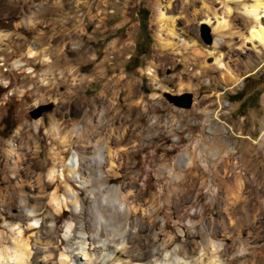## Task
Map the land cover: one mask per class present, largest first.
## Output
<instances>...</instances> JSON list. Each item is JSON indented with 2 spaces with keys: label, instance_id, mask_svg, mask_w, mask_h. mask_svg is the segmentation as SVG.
<instances>
[{
  "label": "rangeland",
  "instance_id": "obj_1",
  "mask_svg": "<svg viewBox=\"0 0 264 264\" xmlns=\"http://www.w3.org/2000/svg\"><path fill=\"white\" fill-rule=\"evenodd\" d=\"M243 4H230L228 14L224 0H0V33L7 35L0 42V214L10 213L0 219L2 250L13 245L11 216L22 213L27 198L31 220L19 224L30 238L28 264H65L60 254L67 264L90 261L69 240L77 234L69 228L76 206L68 202L51 219L50 195L57 188L63 196L65 185L46 173L59 162L55 151L63 156L55 166L61 170L75 151L96 146L118 153L114 172L103 164L109 186L139 200L136 215L156 224L149 264L203 259L177 253L201 243L202 225L188 222L196 210L205 224L220 225L225 250L246 252L240 262L264 256V54L258 43H245L253 22L241 13ZM207 18L226 20L220 34L206 24L220 41L212 54L200 34ZM160 34L174 49L161 46ZM29 46L36 57L25 54ZM219 54L239 84L221 78L225 70L213 64ZM184 93L193 97L188 110L167 99ZM181 154L191 160L187 169L177 164ZM178 206L186 214L181 222L169 216ZM33 221L38 227L26 230ZM46 232L54 244L36 245L39 236L47 242ZM169 238L176 240L165 247Z\"/></svg>",
  "mask_w": 264,
  "mask_h": 264
},
{
  "label": "bare ground",
  "instance_id": "obj_2",
  "mask_svg": "<svg viewBox=\"0 0 264 264\" xmlns=\"http://www.w3.org/2000/svg\"><path fill=\"white\" fill-rule=\"evenodd\" d=\"M243 1L245 0H224L228 14L232 12L231 7L229 6L230 4H243ZM241 13L253 22L252 28L249 29L246 36H244V39L247 40L245 43H258L262 50L258 49L257 53L263 55L264 0H251L250 3H244L241 8ZM166 20H168L166 13L162 10L159 11L158 22L161 26L165 25L167 22ZM203 22L208 26H211L213 32L216 34H220L226 30L225 18H216L214 21H212L211 18H207L204 19ZM6 39L7 35L0 33V42L5 41ZM158 42L165 49H174L175 43L170 41L168 37L164 38L160 34ZM219 45L220 41L218 38L215 40L213 39V43L211 45L212 48H207L205 53H216L215 49L218 48ZM186 46L190 45L187 44ZM25 54L28 58H34L38 55V51L36 47L29 46L26 49ZM221 58V54H219L215 57V61L213 62L218 69L225 70V73L221 74V78L224 80L226 75H228L231 77V80H234L237 84H239L241 78L228 70L226 65L222 63ZM14 65L15 67L23 66V64L18 62ZM50 130L57 138H61L57 132V128L55 129V125H52ZM80 130L81 127L75 128L73 131L74 136H79ZM18 131L19 129L16 133H18ZM61 139V144H65L67 142L66 137ZM54 154L55 158L58 159L59 162H54L53 167L47 171L46 177L51 183H56L57 178L62 180L65 185V194L60 197L58 194L59 190L56 188L50 195L49 204L53 208L54 213V215L50 214L52 216L51 219L56 220L55 216L60 212H63L64 209H67L66 204L68 202L76 206L75 210H77V212H75L69 228L77 230V234L69 237V240H76L78 241L76 244H81L79 247L82 249V255L85 258L90 259L87 264H96V262L100 264H107L106 261L109 260L107 259L108 257L110 258L109 262L112 264H116L118 262H121V264H149L147 261L151 253L149 234L151 229L154 228L156 224L150 220L151 217H148L150 222H148V225L146 226L143 216L136 215L139 200L137 201L131 196L128 197V194L121 193L120 189L117 187L109 186L106 182L107 177L104 176L103 164L108 161L109 170L113 171V168L116 166L115 159L117 158L118 153L111 150L109 147L104 150L103 148L96 146L95 148L93 146L92 150L88 149L79 152L75 151L71 155L69 161L63 164L61 170L56 169L55 166H57L58 163L64 162L63 156H61L60 152L56 151ZM105 154H107L108 159H106L107 157ZM187 157L188 156L185 154H181L177 160V164L184 169L189 168L191 165V160H189V158L187 159ZM168 172L170 173L171 169H168ZM71 182L76 183L80 189L85 190L86 195L81 198L79 192L74 188L75 186H72ZM49 186L50 185L46 184L44 189H47ZM175 186L176 185L170 189H175ZM173 191L174 190H172V192ZM172 195H174V193ZM28 201L29 200L27 198L22 199V213L16 216H11L14 222L9 225V227L13 233V245L6 247L4 250L0 248V264H28V260L32 255L29 240L30 238H25V230L21 229L19 224L21 221L31 220L28 219V217L31 215L33 209H29ZM167 202L168 204L171 203L170 198ZM40 205L41 203L38 202V206L35 209L38 210ZM181 207H175L174 209L176 212L169 213V216L174 218L177 222H181L186 216L185 211H182ZM171 210L172 209L168 208V211ZM201 211L202 210H196L195 215H193L195 220L188 221L193 227L198 223L202 225L200 232L202 236L201 243L196 244V247H193L191 250L187 244H183L179 247L177 253L187 255L188 257L196 255L197 257L199 256L198 259L201 257L203 258L199 261L197 260L194 264H243L240 262V258L243 257L246 252L241 251L239 253L235 250H225L223 248L224 243L220 239V225L212 226L209 225V223L205 224V215ZM8 214H10L8 211L4 214L1 213L0 219L5 221L8 217H10ZM134 215H136V218L131 221V217ZM36 223L38 222H29L26 230L37 228L38 224L36 225ZM46 233L45 238L48 239L47 242L39 236L36 237L34 241L36 245L44 244L45 246H49L50 244H54L51 239V232ZM4 234V232L0 231V242H2ZM160 237L161 235L159 234L158 238ZM175 240L176 238H173L172 240L169 238V241L165 243V247H169L171 242ZM119 244H121L120 248H118ZM40 252L41 251L37 253L35 251L34 255L37 256ZM60 257H65L63 263H69V257L67 255L60 254ZM178 261L179 260H177V262ZM59 262L62 261L59 260ZM186 263V261H183L178 264ZM152 264H154V262ZM252 264H264V256H256Z\"/></svg>",
  "mask_w": 264,
  "mask_h": 264
},
{
  "label": "water",
  "instance_id": "obj_3",
  "mask_svg": "<svg viewBox=\"0 0 264 264\" xmlns=\"http://www.w3.org/2000/svg\"><path fill=\"white\" fill-rule=\"evenodd\" d=\"M200 34H201V37L203 39V42L206 45L211 46L213 43V38L210 35L209 27L206 24L201 25ZM167 99L175 107L181 108V109H186V110L191 108L192 102H193V97L190 93H184V94L179 95V96H169L168 95ZM36 111L37 110L35 109L33 112H36ZM38 117H39V113H38V115L34 116V119H37Z\"/></svg>",
  "mask_w": 264,
  "mask_h": 264
},
{
  "label": "trees",
  "instance_id": "obj_4",
  "mask_svg": "<svg viewBox=\"0 0 264 264\" xmlns=\"http://www.w3.org/2000/svg\"><path fill=\"white\" fill-rule=\"evenodd\" d=\"M143 12H144V11H143ZM143 12L141 11V13H140V17H141V19H142V22L145 23V21H146V14H147V13H145V15H144ZM234 101H235V100H234Z\"/></svg>",
  "mask_w": 264,
  "mask_h": 264
}]
</instances>
